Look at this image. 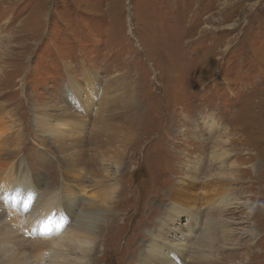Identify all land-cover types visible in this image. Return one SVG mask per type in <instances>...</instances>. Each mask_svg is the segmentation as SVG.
Returning <instances> with one entry per match:
<instances>
[{"label": "rangeland", "instance_id": "rangeland-1", "mask_svg": "<svg viewBox=\"0 0 264 264\" xmlns=\"http://www.w3.org/2000/svg\"><path fill=\"white\" fill-rule=\"evenodd\" d=\"M69 80L79 99L95 97L81 114L87 136L106 97V126L122 146L115 175L111 159L106 173L93 168L90 137L81 149L88 197L117 188L87 264H195L199 251V264H264V0H0V127L12 123L10 138L19 130L13 162L24 161L43 195H63L69 167L40 147L30 109L76 111ZM213 152L221 156L210 163ZM206 171L219 189L203 188ZM173 210L192 233L175 257L158 239ZM26 247L19 258L30 264L39 256Z\"/></svg>", "mask_w": 264, "mask_h": 264}, {"label": "bare ground", "instance_id": "bare-ground-1", "mask_svg": "<svg viewBox=\"0 0 264 264\" xmlns=\"http://www.w3.org/2000/svg\"><path fill=\"white\" fill-rule=\"evenodd\" d=\"M107 87L108 85H105L104 91L107 90ZM69 88L71 95L68 100L71 101V106L76 111H71L68 104H62L59 108H43L33 103L30 109L33 117L32 133L35 135L40 147L42 146L50 154L55 151L60 161L65 162L69 167L65 173L66 175L63 176V188L66 189L63 195L52 191L46 195L40 193L39 184L33 181V175H31L24 161H19L17 164L13 162L17 158L16 153L21 151L22 138L19 136V130H16L17 134L10 138L12 123L4 129L0 127V179L2 178L5 181L3 184L0 181V195L4 197L0 199V264H26L25 257L19 258V250H24L25 246H28L26 249H30L34 256L35 254L36 257L39 256L38 258L34 257L35 259H32L30 264H87L89 262L87 257L95 252L97 239H99L102 228L109 224L108 222L114 215L111 206L116 187L103 184L104 194L98 191L100 195L94 196L90 191L91 194L88 197V191H85L86 187H81L78 184L83 179L87 169L83 165L85 158L81 150L87 136L83 129L86 120L82 118L81 114L84 113L87 106H90L95 97L93 94H84L79 99L80 96L77 93L79 87L74 81L69 80ZM109 108H113L111 101L106 97H102L100 109L97 110L98 113L94 115V119L90 122L92 130L89 134L90 138L88 136L87 138L93 144V150L91 149L94 151V156L91 159L94 164L92 165L93 168L98 172L105 170L103 172L106 173L108 170L99 167H104V163H110L108 159H111L113 164L111 167H114L115 175L122 165L120 159H118V155L122 154V150H120L122 146L119 139L117 140L118 136L114 135L116 129L113 132L106 126L107 116L105 114L110 111ZM49 110L55 112L48 114ZM5 115L10 116L11 114L7 113ZM8 118L9 122L13 121L12 116ZM11 142L13 143L11 144ZM218 142L213 143V146L221 149L223 144L220 141ZM111 146L116 147V150L112 148L116 153L110 150ZM51 147L54 149H51ZM112 153L115 154L107 158ZM220 156L221 154L211 153L210 163L219 160ZM203 175V179H207V181L201 180L203 188L212 189L217 187L219 189L222 185L221 179L218 176L213 179L209 171H206ZM106 179L105 177L103 183ZM50 185L52 184L50 183ZM192 186L191 184L190 187ZM208 192L207 190L204 193L205 200L203 202L206 205L208 204L210 207L209 212H212L213 204L216 202L209 198L211 195ZM61 195L67 199L65 203L77 211L78 215L74 221L66 218L65 207L62 204L64 199L61 201ZM215 211L219 212L220 210ZM179 215V211H171L167 220L163 222V226L161 225V228L166 227H164V236L158 238L159 241L163 242L164 248L169 250L174 257L179 251L182 254L186 253L187 245L184 241L192 234L189 230L181 231L182 227L176 225V219ZM215 223V219L210 216L207 220V228L211 236L216 234ZM211 240L214 241V239ZM21 243L22 246L17 245ZM26 251L28 250H24V252ZM203 253L204 251L198 252L197 259L193 261L195 264H199L197 261L201 259L200 255ZM158 254L162 255L159 248Z\"/></svg>", "mask_w": 264, "mask_h": 264}, {"label": "snow or ice", "instance_id": "snow-or-ice-1", "mask_svg": "<svg viewBox=\"0 0 264 264\" xmlns=\"http://www.w3.org/2000/svg\"><path fill=\"white\" fill-rule=\"evenodd\" d=\"M4 197H3V195H0V199H3Z\"/></svg>", "mask_w": 264, "mask_h": 264}]
</instances>
